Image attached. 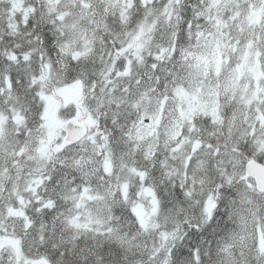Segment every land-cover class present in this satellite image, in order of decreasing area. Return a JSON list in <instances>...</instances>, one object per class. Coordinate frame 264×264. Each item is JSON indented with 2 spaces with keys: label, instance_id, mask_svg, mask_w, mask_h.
<instances>
[{
  "label": "snow or ice",
  "instance_id": "1",
  "mask_svg": "<svg viewBox=\"0 0 264 264\" xmlns=\"http://www.w3.org/2000/svg\"><path fill=\"white\" fill-rule=\"evenodd\" d=\"M0 264H264V0H0Z\"/></svg>",
  "mask_w": 264,
  "mask_h": 264
}]
</instances>
